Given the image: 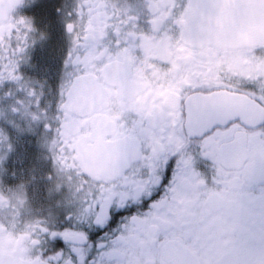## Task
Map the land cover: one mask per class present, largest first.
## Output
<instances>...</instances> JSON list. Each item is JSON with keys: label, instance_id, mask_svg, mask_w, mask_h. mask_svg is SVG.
<instances>
[{"label": "flooded vegetation", "instance_id": "af4514ba", "mask_svg": "<svg viewBox=\"0 0 264 264\" xmlns=\"http://www.w3.org/2000/svg\"><path fill=\"white\" fill-rule=\"evenodd\" d=\"M258 22L264 0H0V264H264ZM181 86L218 126L185 118L164 165L149 105Z\"/></svg>", "mask_w": 264, "mask_h": 264}, {"label": "snow or ice", "instance_id": "6c2138e0", "mask_svg": "<svg viewBox=\"0 0 264 264\" xmlns=\"http://www.w3.org/2000/svg\"><path fill=\"white\" fill-rule=\"evenodd\" d=\"M155 24V21H153ZM71 28V25L68 26ZM101 34H103L101 32ZM150 38H145V40H149ZM94 60V57L85 56L81 63L89 64ZM85 72V69L80 67L75 61L73 62V78L70 81L74 86L81 79L82 74ZM264 80V77L257 75V79L255 83L260 85L256 90L264 95V84L261 81ZM184 86L177 87L173 90V93L169 96L164 97L158 102H153L149 105L150 109H155V111L160 115L161 119L167 123L168 117L172 118V128L173 132L176 136H179L180 139L174 142V146H172L171 138H169V142L165 143L164 138L161 137L160 150H159V160L163 162L164 165H167L169 161V153L176 154L177 150L183 146L184 137V127H185V118H187V132L189 135L199 134L201 137H204L212 132V130L218 126L217 117H214L210 112L205 113L204 109L207 106L215 103L217 97L209 92L200 97H196L195 95V87L193 88V95L191 97L185 96ZM255 103L260 108V121L264 123V103H261L259 100L255 99ZM238 117L232 116L231 120H236ZM226 124L230 123V120L224 121ZM180 124V128H176V124ZM47 127V126H46ZM198 130V132H197ZM155 148L152 149V153L147 156L149 161H152L153 154H155ZM143 157H137L133 159H127L124 161L123 166H118L113 170L111 180L115 181L120 178L123 174V171L127 167L133 166L135 163L142 161ZM151 166V165H150ZM159 178L157 177L154 182L158 183ZM148 198L151 199V192L148 193ZM108 216L98 217L96 223L103 225L107 222ZM82 239L86 240V235L84 233H80Z\"/></svg>", "mask_w": 264, "mask_h": 264}, {"label": "water", "instance_id": "95a60500", "mask_svg": "<svg viewBox=\"0 0 264 264\" xmlns=\"http://www.w3.org/2000/svg\"><path fill=\"white\" fill-rule=\"evenodd\" d=\"M197 0H194V5H196ZM191 14H187V19L185 20V22L183 23V28H184V36H186V33H189L191 31V26L195 23L194 21L191 20ZM258 29L257 31H259L261 26H264V23L258 22L257 23ZM195 28V31L200 33L202 32V28H201V24L200 23H195V25L192 27ZM243 30H235V33L237 34L235 36V38L231 41L232 44L237 45V46H244L247 45L251 39H249L248 37L242 36L241 32ZM197 40H203L202 37H197ZM257 40H263L261 37H258Z\"/></svg>", "mask_w": 264, "mask_h": 264}]
</instances>
